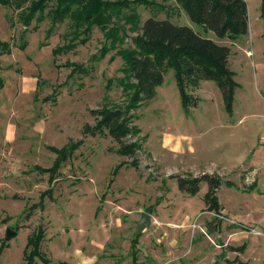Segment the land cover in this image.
Segmentation results:
<instances>
[{
  "label": "rangeland",
  "instance_id": "1",
  "mask_svg": "<svg viewBox=\"0 0 264 264\" xmlns=\"http://www.w3.org/2000/svg\"><path fill=\"white\" fill-rule=\"evenodd\" d=\"M120 1L129 7L112 20L123 39L112 42L94 26L84 44L72 40L68 20L47 36L48 19L26 29L18 9L0 4V39L10 43L0 55V264H23L38 226L50 264H264V0H245L248 31L235 40L204 33L174 0ZM132 13L137 27L150 16L169 17L229 46L238 82L232 113L211 80L188 81L198 103L185 110L172 70L153 98L128 108L133 88L121 50L134 47L136 32L125 22ZM57 46L65 51L55 53ZM66 63L84 65L87 74L70 75ZM102 107L129 118L124 140L141 145L137 168L107 130H85ZM66 144L77 147L49 182L36 166L50 167L56 155L49 147ZM204 172L223 181L216 213L204 204L206 183L189 195L174 177ZM48 187L52 197L28 213ZM142 212L151 221L138 233ZM8 228L16 235L5 239Z\"/></svg>",
  "mask_w": 264,
  "mask_h": 264
},
{
  "label": "trees",
  "instance_id": "2",
  "mask_svg": "<svg viewBox=\"0 0 264 264\" xmlns=\"http://www.w3.org/2000/svg\"><path fill=\"white\" fill-rule=\"evenodd\" d=\"M174 1L192 22L201 27L204 33L212 32L219 39L235 40L248 31V11L245 0ZM151 2L152 0L141 1L146 4ZM0 4L18 9V21L26 29L31 26L32 22H35L31 30H36L39 23L48 19L50 26L46 32L47 36L52 33L55 25L68 20L70 34H73L72 40H78L81 44L89 39L94 26L100 27L103 34L112 42L122 40L124 36L120 35V28L114 25L112 17L116 15L115 10L129 7L128 2L120 0H0ZM262 10H264L263 7ZM137 17L136 13H132L125 18V22H129L132 30L136 32L132 37L134 47L130 50H121V56L126 65L124 70L128 81L126 84H130V88H133L128 108L136 107L141 101L153 98L157 87L164 82L165 73L172 70L181 104L185 110L198 103L197 97L186 91L188 81L197 84L200 80H211L221 93L225 110L232 113L233 94L238 82L235 80V71L229 67V46L216 42L188 25L176 24L169 17L150 16L144 19L140 27L134 25ZM108 24L111 27L107 28ZM23 46L24 41L21 44V47ZM63 46L67 49V44ZM9 49L10 43L0 39V55L9 52ZM63 50L62 47L57 46L55 53ZM66 66H72L70 75L87 74L82 64L66 63ZM120 82L123 81L120 80ZM2 84L3 79L0 76V87ZM94 112L97 115L96 122L93 126L86 125L85 130L91 134L107 130L119 144L117 152L132 157L130 165L137 168L138 161L134 156L141 145L136 141L124 140L130 133L129 118L124 114L125 112L120 108L105 107ZM76 147L75 144H66L60 148L50 146L49 148L56 155L52 165L44 168L36 166V169L49 173L48 181L52 182L58 169ZM174 177L178 189L189 195L200 190L201 182L206 183L207 189L203 195L204 204L214 213L220 210L216 191L223 181L218 174L204 172L199 176L177 174ZM225 184L231 185L232 183L226 180ZM45 196L52 197L51 187L42 191L38 203H34L28 213L32 212L33 208L42 207ZM232 226L238 227L239 225L234 223ZM44 237L45 229L41 226L30 233L23 264H34L35 258L40 259L42 264H50L51 260L43 255L40 249ZM4 245L5 243L2 242L1 246ZM227 261L228 264H232L229 260ZM58 264L69 263L60 261Z\"/></svg>",
  "mask_w": 264,
  "mask_h": 264
},
{
  "label": "water",
  "instance_id": "3",
  "mask_svg": "<svg viewBox=\"0 0 264 264\" xmlns=\"http://www.w3.org/2000/svg\"><path fill=\"white\" fill-rule=\"evenodd\" d=\"M150 221H151V216L146 212H142L137 222V232L140 233L146 226L150 224ZM15 235H16V231L8 228L5 232V239H10Z\"/></svg>",
  "mask_w": 264,
  "mask_h": 264
},
{
  "label": "crops",
  "instance_id": "4",
  "mask_svg": "<svg viewBox=\"0 0 264 264\" xmlns=\"http://www.w3.org/2000/svg\"><path fill=\"white\" fill-rule=\"evenodd\" d=\"M201 81H203V80H201ZM201 81H199V82H201ZM210 173V172H209Z\"/></svg>",
  "mask_w": 264,
  "mask_h": 264
}]
</instances>
